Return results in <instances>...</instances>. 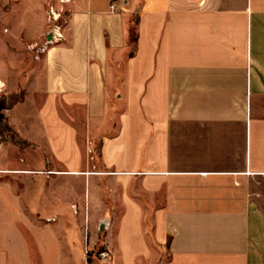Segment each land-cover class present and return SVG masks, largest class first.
<instances>
[{"label":"crops","instance_id":"1","mask_svg":"<svg viewBox=\"0 0 264 264\" xmlns=\"http://www.w3.org/2000/svg\"><path fill=\"white\" fill-rule=\"evenodd\" d=\"M51 4L0 31V264H264V0L64 1L35 59Z\"/></svg>","mask_w":264,"mask_h":264},{"label":"rangeland","instance_id":"2","mask_svg":"<svg viewBox=\"0 0 264 264\" xmlns=\"http://www.w3.org/2000/svg\"><path fill=\"white\" fill-rule=\"evenodd\" d=\"M13 1L14 0H0V31L5 35L7 42H9L10 39H12L13 37L17 38V37H22L25 35V33H23L22 31L19 32L16 29V28H20V25L22 26V24H21L22 21L18 20V22H17L13 18L14 8H15L13 5ZM26 1L40 2L41 0H26ZM58 1L60 2V5L58 6V10H59V14L61 16H59L57 23L61 24V23H63L64 15L67 13V10H66V8H63L62 3H64V1L63 0H58ZM54 7H55V9L57 8L56 6H54ZM48 10H49L48 19L51 20L52 14L54 12L52 4L49 5ZM137 11L139 12V10H137ZM59 14H56V16L58 17ZM136 18H137L136 14L131 17V20L133 21L132 25H134V26L136 25L135 24ZM49 22H50L49 27L52 28L53 27V21H49ZM136 27H137V25H136ZM29 31H30V29H29ZM43 43L41 41L39 43V46H41ZM0 135H1L0 141L10 140L13 143H20V139L18 138V136L15 132L11 133L8 131H0ZM151 227H152L151 216L148 215V217H147V230L149 233V237L152 240L153 236H152Z\"/></svg>","mask_w":264,"mask_h":264},{"label":"built area","instance_id":"3","mask_svg":"<svg viewBox=\"0 0 264 264\" xmlns=\"http://www.w3.org/2000/svg\"><path fill=\"white\" fill-rule=\"evenodd\" d=\"M63 1H68V0H63ZM115 8H116L115 4L113 3L111 5V11L114 12ZM59 16L60 15H58V17H57L56 14L53 12V14H52L53 27L49 31L44 43L41 46H39L38 43L29 45V50L31 52L35 53L34 54L35 59H39L40 55L47 51V48L49 45L62 40L63 34L60 32V25L57 23ZM2 90H3V85H1V83H0V93L2 92ZM85 255L87 257L90 255H96V257L99 260H101L103 262V264H110L109 259L111 256V252L108 249L99 250V251H96L94 253L92 250L86 249Z\"/></svg>","mask_w":264,"mask_h":264},{"label":"trees","instance_id":"4","mask_svg":"<svg viewBox=\"0 0 264 264\" xmlns=\"http://www.w3.org/2000/svg\"><path fill=\"white\" fill-rule=\"evenodd\" d=\"M136 21L135 24H138L139 20V13H136ZM136 25H131L130 27V42L133 44V46H136V41H137V28ZM23 97L22 94H12L9 96L2 95L0 97V131H8L11 133H14V131L11 129V127L8 125L6 122L5 115L2 113V110L11 107L13 104L21 100Z\"/></svg>","mask_w":264,"mask_h":264}]
</instances>
